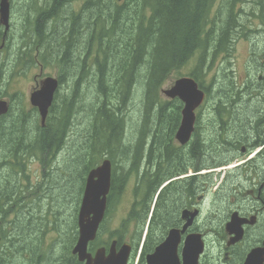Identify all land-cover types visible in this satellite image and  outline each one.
<instances>
[{"label": "trees", "instance_id": "obj_1", "mask_svg": "<svg viewBox=\"0 0 264 264\" xmlns=\"http://www.w3.org/2000/svg\"><path fill=\"white\" fill-rule=\"evenodd\" d=\"M247 1L249 0H128L126 3L120 4L115 0H82V88L79 83L76 84L73 97L70 99L64 97V101L62 99L58 103L59 112L56 111V105L52 108L44 127L40 126L35 110H33V114L36 119L33 117L26 119L24 112L16 107L10 111L8 116L4 117V119L13 117L23 120L26 127L36 124V122L37 124L33 127L35 132L18 140V143L15 142L19 147H13L14 143L11 146H6L4 150L6 152L13 147L4 153L7 159L2 164L7 168V171L6 175L0 171V183L6 180L7 184H12V188L15 183L17 190L14 197H11L9 190L6 192L9 194L8 196L0 198L5 201L0 204V264H82L72 253L78 237L77 220L69 228L60 222L57 214L54 213L53 225L50 228L46 220L38 217L37 224L23 226V229L33 232V236L30 233L28 242L15 244L13 241L19 234V230L14 228L18 216L16 203L19 210L26 208L30 197L35 196L33 201H36L41 191L31 186L25 173L28 163L25 159L39 160L40 165H44L42 166L43 173L46 175L44 182L51 184L49 176L52 164L50 162L57 157L58 151L61 150L70 133L69 130L73 126L74 117L81 112L82 107L81 114H84L83 117H86L88 121L86 126H92L94 129L93 133L86 137L88 141L83 150L81 163L84 162L87 165L84 175L95 167L104 154L111 159L113 164V157L118 154L120 156L118 161L121 162L118 167L121 170L125 169L127 165L124 163L130 160L129 151L121 148L123 145L129 144L126 143L125 122L120 115L124 113L123 111L128 107L127 104L132 100V92L134 86L141 80L140 73L144 64L148 66L149 72L146 81L144 80L145 85H143L146 114L141 123L147 125H143L138 130V140L140 141L137 142L141 146L150 137L152 147H150L149 153L151 155H153L154 147L158 149V153L169 150L170 139L174 137L178 121H180L182 106L179 101L173 103L162 101L160 97L163 84L173 73L185 66L197 51H201L202 58L188 76L199 84L205 91V96H209L208 99L218 96L219 106H221L225 96L223 87L218 85L215 88L218 93H215L212 90L217 82L216 79H213L210 86H205L204 83L208 71L212 67L213 58L219 57L225 51L231 39L225 28L228 21L223 20L226 17L235 16L234 10L238 2ZM217 3L219 4L217 12L213 21L209 22L211 8ZM41 16L44 28V24L52 16L50 14ZM8 33L10 30H0V45L1 39L5 40ZM84 33H86L85 36H83ZM209 50H213L214 53L212 54ZM209 59H212L210 67L205 69V64ZM91 60H93L92 65L88 64ZM16 61L19 62V59ZM65 61V69L69 73L70 57L66 55ZM0 64H3L1 58ZM95 66L97 70H93ZM5 70L0 74V81H2L3 74L7 73L6 68ZM68 73L63 74V79L69 76ZM225 78L226 75L223 79L225 80ZM85 83H89L88 86L91 84H97V86L94 91H91L88 87H84ZM225 84L228 91H233L236 88L231 82ZM80 88L82 89V106L79 104L80 97H78ZM157 123L163 126V131L162 127H159L160 125L157 126ZM30 127L32 126L30 125ZM202 130L205 129L198 125L197 133H195L198 139L196 146L197 169L199 171L210 167V165L204 164L202 159L203 152L208 147L213 149L211 153L215 157L221 156L225 151L223 145L225 134H223L222 128L211 132L212 137H215L216 132H220L222 143L219 141L212 143L209 139L211 134ZM6 136L10 137L8 134ZM179 153L181 156L187 157L185 150ZM223 164H225L224 161L215 167ZM184 167L186 166L181 167L182 173L187 171ZM85 177L83 183H85ZM201 178L207 179L204 176H199L200 188L206 182V180L200 181ZM22 181L27 182L25 190L20 184ZM115 188L116 179L113 174L112 192L108 198L110 206L119 197ZM20 194L27 196L23 195L17 199ZM12 214L15 216L10 225L8 219ZM147 214L148 212H144L143 209L131 212L122 222L121 233L118 236L125 237L133 224L140 227L143 233L148 220ZM158 221L159 213L156 209L151 225L158 227ZM50 235L54 236L55 244H48ZM67 240L70 241L69 244L62 247L57 244ZM33 241L38 243L31 244ZM97 241L99 242L100 239Z\"/></svg>", "mask_w": 264, "mask_h": 264}, {"label": "flooded vegetation", "instance_id": "obj_2", "mask_svg": "<svg viewBox=\"0 0 264 264\" xmlns=\"http://www.w3.org/2000/svg\"><path fill=\"white\" fill-rule=\"evenodd\" d=\"M33 1L36 7L32 23L24 17L19 4L22 19L19 46L21 50H30L33 58L30 69L51 65L40 58L44 56L46 40L54 37V45L65 48L66 55L76 60L71 62L72 78L63 79V72L57 66L50 77L57 79L60 87H76L79 83L82 88V0ZM76 2L81 3L79 9ZM252 8L227 20L235 21L233 27H228V35L233 45L240 42L241 57L240 72L229 68L224 83L231 82L236 88L228 91L224 86L221 107L215 98L212 105L206 106L212 110L210 115L222 111V118L215 119L212 127L222 128L225 134V151L216 157L223 159L225 169L206 176L201 188L198 173L188 171L183 175L179 165L182 150L188 159L184 168L191 171L198 167V139L194 133L188 144L180 145L175 132L170 149L157 156H151L150 147L145 145L139 160L125 162V171H114L115 189L118 203L125 195L128 198L127 206L122 208L126 215L143 209L148 216L152 211L153 218L158 209L159 225H151V219L143 240L141 228L134 224L125 237L118 236L120 227L109 233L103 231L98 236L100 241L90 246L91 253L105 250L107 256L124 248L128 251L127 264H264V0ZM43 14L52 16L55 30L43 28ZM25 41L36 43L29 45ZM44 79L37 82L35 75L33 90ZM58 99L59 91L55 94V100ZM8 100L12 110L13 101ZM206 107L202 105L198 110ZM111 192L112 184L108 198ZM172 231L177 232V238L167 244ZM190 237L195 238L188 244Z\"/></svg>", "mask_w": 264, "mask_h": 264}, {"label": "rangeland", "instance_id": "obj_3", "mask_svg": "<svg viewBox=\"0 0 264 264\" xmlns=\"http://www.w3.org/2000/svg\"><path fill=\"white\" fill-rule=\"evenodd\" d=\"M9 3L10 7V16L9 18V26H7L1 21L0 18V30L5 31V30H10V33H8L7 37L5 40L1 39V45H0V58L3 64H0V74L5 72V68L7 69V73L3 74V78L0 81V98L3 97L5 98H10L13 99L14 102V107L18 108L20 111L24 112V116H26V119L31 117L33 114V108L30 105V94L31 90L36 85V82L34 81L35 75L37 76L38 80L37 82H40L43 77L46 76H52V74L56 71V66L58 67L59 70H62L63 74L68 73L66 71L65 67V56H66V49L65 48H57L54 45V37L50 38V40H46L45 42V47L42 50V53H44V56L40 58V61L43 63H50L51 65L43 66V67H32L33 69L31 70V65L33 64V58L29 54L30 50L27 48H24L23 50L20 49V40L18 39L19 34H20V27L22 23V19L20 16V11H19V4L21 3L23 7V12H24V17H26L27 21L29 23H32L33 16H34V9L36 7V4L33 0H7ZM116 1V0H115ZM124 3H126L128 0H121ZM261 0H249L247 2H238L236 9L234 10L235 16L232 18H235L237 16H242L241 12L243 10L245 11H250L252 10L257 2ZM2 1L0 2V4ZM82 3V1H81ZM80 2H76L75 6L77 9L81 6ZM31 6V9L29 11V7ZM219 4L217 3L213 8H211V13H210V21H213L214 15L217 12ZM1 9V6H0ZM0 17H1V12H0ZM53 18H51L47 23L44 24V29L47 30H55V26L52 21ZM228 18L226 17L223 21L227 22ZM229 22H232L231 24ZM235 21L230 20L228 21L227 26H225L226 31L228 33V27L229 26H234ZM211 26V25H210ZM11 27V29H10ZM6 28V29H5ZM5 29V30H4ZM86 33H84L83 36H85ZM29 45H34L35 42H30V41H25ZM72 43V41H71ZM240 42L237 41L234 45L232 42V38L229 42V45L226 46V49L221 55L217 58H213V63L212 67L208 71L207 78L205 80V86H210L212 85L213 79H216L217 82H215V85L213 87L214 90L212 92L218 93V90H215V88L220 85L223 87L226 86L224 83V76L228 72L229 68L233 70H237L240 72V57H241V51L240 49ZM72 47V46H71ZM3 51L1 52V50ZM71 49V48H70ZM210 51V50H209ZM230 51V56L228 55V52ZM212 54L214 53L213 50L210 51ZM233 53L235 55H233ZM70 57L71 62L75 61L76 59L71 56L70 54L67 55ZM203 53L201 51H197L194 56L186 62V65L180 68L177 72L173 73L169 79L163 84L162 89H161V99L164 102H175L179 101L181 103V110L180 112L183 111L185 105L184 103L179 99V98H169L166 96L163 91L169 90L173 84L178 80L179 78L183 77H190L188 76L191 71L194 70V68L198 65L200 58H202ZM64 57V59H63ZM16 59H19V62L16 61ZM212 59H209L206 64H205V69L210 67ZM93 60L90 61V65H92ZM72 63L69 64V73L68 75L71 77V72L73 70V66L71 65ZM93 70H97V67H93ZM149 72V68L146 64L143 65L141 68V80L137 83L136 86H134V90L132 92V100L130 103H128V107L126 110H124L123 114L120 115V117L123 118V121L125 122V134H126V143L129 145H123V148L121 149H127L129 151V157L130 160H138V155H141L143 153V148L145 145L152 147L150 144V137L148 138L147 142L143 145L140 146L137 141L139 138L138 130L141 129L143 125H147L143 122V118L145 113V97H144V91L145 88L143 85L144 80L146 81L147 79V73ZM72 78V77H71ZM224 84V86H223ZM89 83H85L84 87H88L91 91L95 90V87L97 84H91L88 86ZM59 90V99L58 103L63 99L64 97L66 99H70L73 97L75 87H72V85L67 86V85H61ZM80 102L79 104L82 106V89L80 88ZM209 97V96H206ZM218 96H212L210 99L207 100L205 98L204 100V107L208 105H212L213 98L217 99ZM144 102H143V99ZM58 103L56 104V111L59 112V106ZM219 112H222L219 110ZM82 113V107H81V112L77 113L76 116L74 117L73 120V126L69 130V134L66 138V141L64 142L62 148L60 151L57 153V157L52 159L50 162L52 165L50 167V178H51V184L47 183L45 184L44 179H46V175L43 173V164L40 165L39 160H27L28 163L26 164V175L29 178V182L32 187H35L39 190H41L38 194V198L40 197V200L33 201L35 200V196H31L30 199L27 201V207L26 208H21L19 210L18 205L16 203V209H17V214L18 216L16 217V222H15V229L19 230V234L13 241H15V244H24L26 241L30 239V233L33 236V232L30 230L23 229V226H33L34 224H37L38 222V217L44 219L47 221L48 226L52 228L53 225V220L55 217V214H57V218L62 222L66 227L71 228L72 224L74 221L77 220L78 218V213L80 209V201L82 197V188L83 187V178L86 176L85 174V167L87 166L86 163H81L82 162V155L84 154L83 150L86 148V143L88 139L86 138L88 135H91L94 131L92 126H86L87 125V118L83 117L84 114ZM210 114L212 113V110L209 107H206V109L202 108L198 110L197 114ZM153 115V114H152ZM37 119H41L40 112L37 114ZM33 118L36 119V116ZM208 116H203L202 120L199 121V125L204 128L207 127L208 124L212 123L211 121H207ZM35 123V122H34ZM26 123L23 120H19L13 117H8L6 119H3L1 126H0V171L6 175V167L2 164V162L7 159L6 154L9 150H11L13 147H17L20 139L23 137H26L27 135L35 132L33 127L36 126V124H30L28 127L25 125ZM27 124V125H28ZM160 125L157 123V126ZM148 127V126H147ZM160 128L162 127L163 131V126H159ZM30 130L28 131L27 130ZM215 137H212V133L209 137V139L212 141H219L222 143V134L216 132ZM6 134L10 135V137H7ZM162 134V132H161ZM175 134V133H174ZM177 135V133L175 134ZM197 137V136H196ZM174 138V137H173ZM172 138V139H173ZM215 138V139H211ZM205 139V138H204ZM161 140V138H160ZM9 141H11L9 143ZM180 145H182L178 140H176ZM16 142V143H15ZM15 145L12 148H9L6 152L5 147L8 145ZM131 143V144H130ZM19 147V146H18ZM157 147H159L157 145ZM154 152H152L153 155L151 156H157L158 154V149L154 147ZM161 148V147H159ZM19 149V148H18ZM150 150V148H149ZM212 148L208 147L206 151L203 152V163L207 164V162H211L212 165L210 167L206 168H213L215 165L221 163L223 159H218V158H213L214 156L212 155ZM139 151H141L139 153ZM209 156V157H208ZM119 155L117 154L116 156L113 157L114 161L119 160ZM208 157V158H206ZM105 158H109L107 155H103L101 159L95 164V166L101 164L103 160H106ZM180 167L185 165V162L188 160L187 157L182 155V158H180ZM154 160V159H153ZM155 161V160H154ZM119 164H121L120 161H118ZM221 166V165H218ZM93 167V165H92ZM21 168V167H20ZM91 168V167H90ZM216 168V167H215ZM20 171V170H19ZM119 171H123L119 169ZM21 172V171H20ZM219 177H216L217 181H219ZM206 179L201 178L200 181H205ZM212 180H215L213 178ZM216 181V182H217ZM23 187V190L27 189V182L22 181L20 183ZM20 187V185H19ZM12 184H7L6 180L2 181L0 183V198L8 196L9 194H6L9 190L11 191V197H14L16 195V185L14 183L13 188ZM21 190V189H20ZM35 192V191H34ZM26 195V194H20L17 196V199H19L21 196ZM27 196V195H26ZM127 196L125 195L122 197L120 203L115 202L111 206V208L108 210V216H107V222L104 223L105 226L103 227V231L105 233L112 232L116 229H118L124 219L127 218L126 211L123 210L122 208L127 206ZM33 201V202H32ZM5 201L2 199L0 200V204H3ZM15 214H12L10 218L8 219V222L12 223L13 217ZM27 218V219H26ZM12 232V228H11ZM13 233V232H12ZM28 237V239H26ZM48 244H55V239L53 235H50L48 237ZM70 241H65L64 243H57L60 244L59 247H62L63 245L69 244ZM37 241H33L31 244H37Z\"/></svg>", "mask_w": 264, "mask_h": 264}, {"label": "water", "instance_id": "obj_4", "mask_svg": "<svg viewBox=\"0 0 264 264\" xmlns=\"http://www.w3.org/2000/svg\"><path fill=\"white\" fill-rule=\"evenodd\" d=\"M1 21L9 26L10 7L7 0H2L0 4ZM58 81L47 77L38 90H35L30 97L32 106L39 109L42 127L45 126L49 109L54 100L55 92L58 89ZM169 98H179L185 105L182 111V123L177 132V140L185 145L191 138L194 131L195 110L205 99L204 92L192 78H182L175 82L172 88L164 91ZM9 104L0 100V116L7 114ZM112 164L105 160L98 168L93 169L86 180V186L80 211L78 212L79 237L74 247L73 254L79 258V262L84 264H127L128 251L124 248L115 254L111 252L106 256L105 250H98L94 255L89 252L90 242L96 239L100 223L104 220L108 194L111 187ZM167 244H171L177 238V232H170ZM195 237H190L187 243L190 244ZM200 240L201 237L199 236Z\"/></svg>", "mask_w": 264, "mask_h": 264}, {"label": "bare ground", "instance_id": "obj_5", "mask_svg": "<svg viewBox=\"0 0 264 264\" xmlns=\"http://www.w3.org/2000/svg\"><path fill=\"white\" fill-rule=\"evenodd\" d=\"M10 16V15H9ZM45 79H46V77H45ZM44 79V80H45ZM43 80V81H44ZM223 165H225V164H223ZM223 165H221V166H223ZM221 166H216V168L215 167H213V168H209V169H201L200 171H199V169H197V168H193V170H187L186 171V173L189 171V174H191L192 172L195 174V173H198L199 174V176H204V175H202L203 174V172L204 173H211V172H213L214 170H216L217 168H220ZM224 167H222V168H220V169H218V170H221V169H223ZM186 173H183V175H186ZM203 185V184H202Z\"/></svg>", "mask_w": 264, "mask_h": 264}]
</instances>
